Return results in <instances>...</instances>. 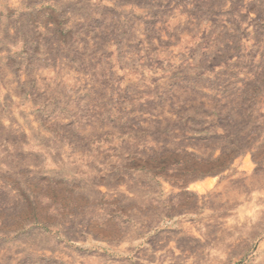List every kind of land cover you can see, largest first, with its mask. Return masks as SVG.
<instances>
[{
  "label": "rangeland",
  "instance_id": "rangeland-1",
  "mask_svg": "<svg viewBox=\"0 0 264 264\" xmlns=\"http://www.w3.org/2000/svg\"><path fill=\"white\" fill-rule=\"evenodd\" d=\"M0 264H264V0H0Z\"/></svg>",
  "mask_w": 264,
  "mask_h": 264
}]
</instances>
